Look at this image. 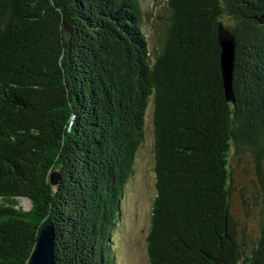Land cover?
<instances>
[{
	"label": "trees",
	"instance_id": "16d2710c",
	"mask_svg": "<svg viewBox=\"0 0 264 264\" xmlns=\"http://www.w3.org/2000/svg\"><path fill=\"white\" fill-rule=\"evenodd\" d=\"M141 1L0 0V264H28L45 220L54 264H115L148 105V264H264V205L257 235L231 209L233 158H251L264 198V0H167L152 52ZM220 21L234 36V102Z\"/></svg>",
	"mask_w": 264,
	"mask_h": 264
},
{
	"label": "rangeland",
	"instance_id": "374dc122",
	"mask_svg": "<svg viewBox=\"0 0 264 264\" xmlns=\"http://www.w3.org/2000/svg\"><path fill=\"white\" fill-rule=\"evenodd\" d=\"M167 0H142L141 29L150 52L157 48L160 20L166 13ZM144 139L138 147L133 173L120 202V218L113 232L115 264H148L146 236L150 225V209L155 196L154 137L151 105L145 115ZM232 154L230 149L229 155ZM231 158V156H230ZM235 190L231 198L232 213L245 225L249 234L257 235L255 219L263 209L264 198L255 185L254 168L247 155L231 159ZM15 207L28 211L32 202L25 196L14 198ZM240 264H247L240 263Z\"/></svg>",
	"mask_w": 264,
	"mask_h": 264
},
{
	"label": "water",
	"instance_id": "95a60500",
	"mask_svg": "<svg viewBox=\"0 0 264 264\" xmlns=\"http://www.w3.org/2000/svg\"><path fill=\"white\" fill-rule=\"evenodd\" d=\"M217 40L220 47L219 59L221 76L225 98L227 101L234 102L232 91V68L234 61V36L220 21L217 25ZM59 170L53 169L48 176L49 183L53 190L59 182ZM54 228L49 220H45L39 228L38 237L34 250L30 256L28 264H54Z\"/></svg>",
	"mask_w": 264,
	"mask_h": 264
}]
</instances>
